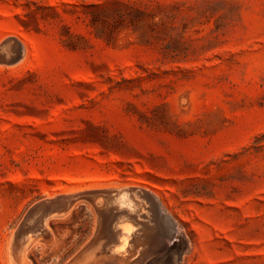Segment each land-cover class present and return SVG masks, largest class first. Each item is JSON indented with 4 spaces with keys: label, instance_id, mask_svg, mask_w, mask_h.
I'll list each match as a JSON object with an SVG mask.
<instances>
[{
    "label": "rangeland",
    "instance_id": "1",
    "mask_svg": "<svg viewBox=\"0 0 264 264\" xmlns=\"http://www.w3.org/2000/svg\"><path fill=\"white\" fill-rule=\"evenodd\" d=\"M184 243L264 264V0H0V264Z\"/></svg>",
    "mask_w": 264,
    "mask_h": 264
},
{
    "label": "water",
    "instance_id": "2",
    "mask_svg": "<svg viewBox=\"0 0 264 264\" xmlns=\"http://www.w3.org/2000/svg\"><path fill=\"white\" fill-rule=\"evenodd\" d=\"M117 210H119L118 207H116V209H114V208L112 209V211H117ZM119 219H120L119 213H117L113 229H116L119 226ZM123 237L124 236H123L122 230H120L118 233L116 232L115 236H114V242H113L112 247L113 248H119L122 244V241H123L122 238Z\"/></svg>",
    "mask_w": 264,
    "mask_h": 264
},
{
    "label": "bare ground",
    "instance_id": "3",
    "mask_svg": "<svg viewBox=\"0 0 264 264\" xmlns=\"http://www.w3.org/2000/svg\"><path fill=\"white\" fill-rule=\"evenodd\" d=\"M4 51V50H3ZM6 59V58H5ZM131 204V203H130ZM133 205V204H132ZM119 206L120 207H122V206H126V207H130V205H129V203H127V201L126 202H124V201H121L120 202V204H119ZM167 225V224H166ZM122 230H123V232L125 233V235H124V237H123V241H122V244H121V248H120V250L119 251H126L127 252V249H126V246L129 244H127V238H130L131 237V235L129 236V234H131L130 233V231H131V229L129 228V227H122ZM129 236V237H128ZM129 246V245H128ZM129 249V248H128Z\"/></svg>",
    "mask_w": 264,
    "mask_h": 264
},
{
    "label": "trees",
    "instance_id": "4",
    "mask_svg": "<svg viewBox=\"0 0 264 264\" xmlns=\"http://www.w3.org/2000/svg\"><path fill=\"white\" fill-rule=\"evenodd\" d=\"M185 244V247L183 248V249H181V250H178V254H177V257H178V263L180 264L181 263V258H182V255H183V253L185 252V250H186V243H184ZM178 245H176L175 243H173L172 244V246H171V250H174L176 247H177Z\"/></svg>",
    "mask_w": 264,
    "mask_h": 264
}]
</instances>
